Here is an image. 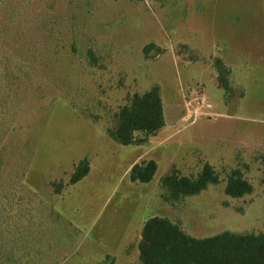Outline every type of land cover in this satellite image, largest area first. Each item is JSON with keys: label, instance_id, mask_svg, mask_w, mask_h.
<instances>
[{"label": "rangeland", "instance_id": "1", "mask_svg": "<svg viewBox=\"0 0 264 264\" xmlns=\"http://www.w3.org/2000/svg\"><path fill=\"white\" fill-rule=\"evenodd\" d=\"M156 84L166 125L146 143L114 140L121 108ZM263 154L264 0H0V198L28 201L46 264H143L154 215L196 237L264 232ZM149 159L154 178L133 181L130 165ZM205 163L218 184L170 197L163 176ZM235 168L254 187L242 197L225 192Z\"/></svg>", "mask_w": 264, "mask_h": 264}, {"label": "trees", "instance_id": "2", "mask_svg": "<svg viewBox=\"0 0 264 264\" xmlns=\"http://www.w3.org/2000/svg\"><path fill=\"white\" fill-rule=\"evenodd\" d=\"M216 62L219 81L229 91L224 62L220 59ZM165 125L164 100L161 87L156 84L143 93L134 94L131 103L119 111L117 126L109 130V134L123 145L141 144L148 142L149 137ZM140 132L144 134L143 137L137 136ZM261 157L264 162V154ZM90 169L88 158L79 160L71 175V183L81 180ZM157 169L158 163L154 159L136 162L130 171L131 178L136 182H150ZM219 182L220 176L210 163H205L196 177L173 171L161 180L173 199L199 194L210 184ZM63 187V182H58L56 193H61ZM253 189L252 183L239 168L230 171L225 185L226 194L242 197ZM3 198L4 201L0 198V221L6 225H0V264H46L42 261L47 252L41 242V234L35 235L28 229V201L23 196L18 203L10 196ZM16 216L18 225L13 228L7 221ZM138 248L143 264H264V232L224 230L215 235L196 237L187 233L179 223L160 215L151 216L145 221Z\"/></svg>", "mask_w": 264, "mask_h": 264}, {"label": "built area", "instance_id": "3", "mask_svg": "<svg viewBox=\"0 0 264 264\" xmlns=\"http://www.w3.org/2000/svg\"><path fill=\"white\" fill-rule=\"evenodd\" d=\"M200 102L203 103V105H204L206 108H211V107H212L211 102H209L205 97H201Z\"/></svg>", "mask_w": 264, "mask_h": 264}, {"label": "crops", "instance_id": "4", "mask_svg": "<svg viewBox=\"0 0 264 264\" xmlns=\"http://www.w3.org/2000/svg\"><path fill=\"white\" fill-rule=\"evenodd\" d=\"M165 120H166V119H165ZM138 158H140V157L138 156L137 159H138ZM137 159H136V160H137ZM140 159H141V158H140ZM138 161H139V160H138ZM138 161H137V162H138ZM135 163H136V162L134 161V162L130 165V169L132 168L133 164H135ZM157 170H158V169H157ZM156 172H157V171H156Z\"/></svg>", "mask_w": 264, "mask_h": 264}]
</instances>
